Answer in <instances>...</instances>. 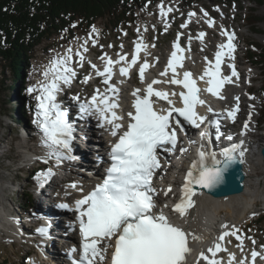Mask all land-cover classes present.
Masks as SVG:
<instances>
[{
    "label": "snow or ice",
    "instance_id": "snow-or-ice-1",
    "mask_svg": "<svg viewBox=\"0 0 264 264\" xmlns=\"http://www.w3.org/2000/svg\"><path fill=\"white\" fill-rule=\"evenodd\" d=\"M161 15L166 16L167 10L161 4ZM194 15L190 13L189 16ZM207 16V12H205ZM209 25L213 24L211 18ZM186 25H182L184 27ZM139 31V30H138ZM99 30L92 27L88 38L75 50L69 46L65 53L54 57L43 72L44 79L38 82V86L28 89L30 93L37 92L36 96V118L34 123L41 133V144L47 149L45 157H41L45 163L49 159L55 160L57 165L64 159H73L72 141L74 139V125L69 121L68 112L59 102V94L64 86H70L77 76L76 65L83 66L86 60L85 53L88 52L89 40L93 45L96 40L93 34ZM205 33H200L202 38ZM221 35L226 36V42L218 45L215 60L208 61V67L204 74L199 77L203 80L208 77L206 89L197 86L189 71L183 73V79H178L177 67H183L184 59L179 42L174 43L168 66L160 73L161 77H167L169 69L172 77L167 80L153 79L141 90L135 89L134 111L127 113L129 122L122 123L123 116L116 111L119 107L120 89L112 82L114 68L119 67L120 76H128L131 68L137 64L139 53L146 50L147 46L138 40L135 44V53L128 60L124 54H118V59L113 60L107 53L100 59L104 62L101 70L96 64L90 66L95 70V75L103 78L105 88H97L91 97L83 102L76 95L73 100L78 105V114L83 118L92 113L100 116L101 122L112 126L111 134L118 136L116 142L111 146V163L106 171L104 179L91 191L83 194L80 199L75 200L74 209L77 212L79 232L81 234V246L79 259L74 264H187V256L192 249L189 245V234L178 224H174L163 209L157 211L155 196L157 190L152 181L155 170L160 167L159 150L173 152L178 144V131H183V121L196 128L204 126L200 132L203 140L205 137L211 140L212 126H215V140L223 137L220 130L221 115L235 121L239 111V97H235L236 105L226 109L224 113H215L211 106H207V112L201 114L198 106H205L206 101L201 98L200 93L207 91L212 95L224 99L222 89L228 83H234L233 78H239V73L234 64V52L236 45L234 33L223 30ZM179 40V36L177 37ZM179 53V54H178ZM227 58V59H226ZM207 60V58H205ZM233 61V62H228ZM222 65L230 69V74H225ZM150 67L144 60L139 67V76L145 81V72ZM92 79L91 75L85 77V83ZM122 82V81H121ZM160 83L182 85L186 91L179 94L157 90L154 85ZM178 95L182 107H176L170 97ZM157 97L167 101L168 108L154 107ZM212 114L216 119H209ZM251 117L249 116V119ZM247 128V122L244 125ZM121 129H125L121 133ZM228 140H232L229 135ZM190 143H195L190 141ZM240 144H231L222 147L219 151L204 149L201 144L197 151L196 159H193L184 175V181L180 189L178 202L172 206V211L183 217L195 201L193 197L197 189L212 190L225 181V175L232 165L242 163L244 151ZM180 152L187 151L180 147ZM50 178L54 175L52 168L45 173ZM71 188H78L77 183H72ZM83 193V188L79 187ZM172 192L171 186L164 193L166 196ZM60 208H68L67 203L58 205ZM168 207V205H164ZM223 231L216 240L205 251L199 253L198 262L205 261L206 264H224L222 257L218 254L228 252L224 246L226 238L234 236L239 243L237 247L244 253V237L239 235V229L234 225L222 226ZM42 235H47V227L37 229ZM192 239H200L194 234ZM230 242V241H228ZM255 244V241H252ZM264 249V245L261 246ZM73 253L76 248L71 250ZM110 252V257H109ZM264 261V251L253 248L250 258L244 255L237 259L236 254L228 252L227 264H256L257 260Z\"/></svg>",
    "mask_w": 264,
    "mask_h": 264
},
{
    "label": "rangeland",
    "instance_id": "rangeland-1",
    "mask_svg": "<svg viewBox=\"0 0 264 264\" xmlns=\"http://www.w3.org/2000/svg\"><path fill=\"white\" fill-rule=\"evenodd\" d=\"M205 3L221 4L225 8L227 17L221 20H223L226 25L231 26L239 34L241 41H244L245 43L252 42L253 44L264 46V3L260 4L256 0H197L195 6H199L200 4L204 5ZM135 9V18L137 19L135 23L126 22L121 24L118 28H114L110 25L111 23L108 16L96 21L93 25L99 30L98 34H93L96 44L93 45L91 40H89L88 52L85 53V63L82 67L76 65V71L80 75L79 78L82 76L85 78L91 72L95 73V70L90 66L89 61L91 64H96L101 68L102 60L100 57L104 56L105 53H107V55L108 53L118 55L130 50L135 43V41H131L136 38L140 27L148 26L143 28L149 31V38L151 37V34L154 33L155 27L159 22V20L154 17L153 3L148 2V4L145 3L142 8L137 6ZM252 9L254 11H252ZM252 13L255 15V18H253L252 21H249ZM179 16L183 17L181 14L176 17ZM85 29L84 25L79 23V21H75L72 24L71 30V33L75 34L74 37L69 34V31H64L45 39L42 43L37 45L34 52L30 55L31 57L27 59V62H23V73L17 81H14V75L10 71L6 62L0 59V154L2 152L6 154L0 156V211L2 209L4 211L8 210L9 214L15 212V216L21 219L20 228L24 230L26 234H30V231L32 230L29 229L28 223L24 221V217L31 214V212L34 211V208L29 210L22 209L20 203L27 200V194L22 195V191H16L18 186H14L13 188L11 186L15 183H26L27 185L34 183L35 176L33 177L34 172L31 168L28 169L31 171L30 176L27 175V172L22 174V172L18 171V168L21 165L20 163L25 160L24 154L31 153V151L36 152L37 155L43 154L41 153L43 152V146L40 143V137L38 139L31 138V135L28 134L27 130H24L25 126H22L30 124L31 117L36 114L34 111L28 113L27 102L30 101V105L34 108L35 97L38 93H30L28 89L32 86H38V82L44 79L43 70L46 69L49 62L54 57L58 54H64L69 46L73 47L75 50L86 38H88L92 28H89L87 32H85ZM125 29H127L129 33L128 38H125L122 34ZM166 39L167 37L163 36V40ZM164 44L165 43L162 42L161 48H159L158 51L159 53L163 51L161 49L164 47ZM241 47H243L242 43ZM244 54L245 49L243 47L240 50V55L242 56ZM78 68H81V70H77ZM243 71L246 74V77L253 80V85L249 88L250 90H248L251 94L252 102L248 105L246 104V106L253 111L255 119L261 120L264 106V94L261 91L264 78L262 75V69L259 66H253L252 63L246 60ZM131 79L138 84V78L132 77ZM98 84H100V81ZM16 85L24 86L26 92H22L21 94L17 93ZM95 85L96 83H86V85L80 84L78 85L79 88L77 90L88 91L91 93L94 90ZM77 90L74 91L76 92ZM21 108L27 109L26 113L28 117L23 118L24 124L19 125L21 127V131L19 130V132L15 120L20 118L19 110H21ZM262 121V129L257 135V147H261L262 142H264V118ZM38 134L40 136V133ZM28 139H30V141H28ZM93 140H95V138H93ZM93 146L94 149L99 148L98 145ZM75 147L78 148V144H75ZM87 149L88 146H86V150ZM263 168L264 162L262 161V163L257 166L256 171L252 172L249 170L248 178L254 179L255 175L262 176L264 174ZM36 177L38 176L36 175ZM260 187L264 188V179L261 180ZM30 191H32L31 187L29 190L26 189L27 193H30ZM256 204L255 211L252 212L250 216L241 220V227L238 228L240 230L238 234L244 237L243 244L245 245V249L249 247L251 243L250 239L252 237L258 239L261 245H264V209L261 208L260 202H257ZM12 229L14 230V233L9 231L2 232V229H0V264H33L31 259L38 252L36 244L41 242L37 241L36 244L28 242L22 237V234L24 233H16V226H13ZM55 235L56 234H53L54 237ZM236 242L239 243L237 240ZM51 244L56 247L55 240L52 241L51 239ZM62 254L64 255V253Z\"/></svg>",
    "mask_w": 264,
    "mask_h": 264
},
{
    "label": "bare ground",
    "instance_id": "bare-ground-1",
    "mask_svg": "<svg viewBox=\"0 0 264 264\" xmlns=\"http://www.w3.org/2000/svg\"><path fill=\"white\" fill-rule=\"evenodd\" d=\"M196 65H197L196 62H194V66ZM156 69H157L156 72H160L161 66L158 64ZM117 79H118L117 83L120 89L119 96H121V98L124 97L122 98V104L120 103L121 106L118 109L119 110L122 109V113L120 115L123 116L124 118L122 123L126 125L128 123V116H127L126 111L129 108V102L127 100V97L130 96V94H132L135 89L137 88L140 89V87L137 85H133L130 82L129 80L130 74L128 76L122 77L120 76L119 72H117ZM236 80L238 79L236 78ZM237 82L241 83V81H237ZM237 94H239V90H237ZM64 109H66L65 106H64ZM218 110H221L220 106H218ZM219 112L221 113V111ZM123 130L125 129H121L120 131H123ZM106 132H107V135L105 136V138L98 137L97 141L94 142V140L88 136V133L96 134L92 129H90L88 133H84L82 130H80V137L85 136L86 146H88V149L84 152L82 151L78 152L76 151V149H73L75 154L79 157V160H75V161L69 160L71 161L72 165L76 164L78 167H84V168L89 167L92 170V172L95 173L93 178H95L96 175H98L101 169V166H102L101 163L98 161V158H101V160L105 162V155L107 151L105 150V147H102V146L103 145L106 146L108 145V143H110L108 147H106L109 149L110 146H112V144H114L116 140L118 139L114 137L112 141L108 140V138H110L112 134L110 130ZM38 133H40V130L38 131ZM39 137H40V143H41V133ZM82 139L84 140V138ZM263 144L264 142H262L261 145ZM93 145H99L101 146V148L94 149ZM259 149H260V146L259 147L256 146V149L253 148L250 151H246L244 153V156L242 159L244 160L243 168H244V173H245V181H244V189L241 193L232 194L226 197L215 198L202 191L197 192L194 198V201H195L194 205L185 214V217H186L185 224L188 228V232L190 235V247L192 249L191 254L187 256V264H197L199 253L201 251L206 252L207 248L212 245V243L216 240V238L223 231H225V229L222 227L223 225L227 224L230 227L234 225L238 229L241 227L240 226L241 220H243L247 216H250L252 212L255 211L257 202H260L261 208L264 209V188L260 187L261 180L264 179V174L262 176L255 175L254 179L248 178L249 170H251L252 172L256 171L257 166L260 165V163H262L263 161L260 156ZM46 152H47V149L43 147V155H44L43 157H45ZM32 155L36 156V154L33 153L32 151L31 153L30 152L26 153L24 154V159L27 161L28 159L32 157ZM191 157L193 158V156ZM187 167H185L186 168L185 169L184 167L181 166V168L184 169L182 170V174L177 173L178 171L176 168H174L172 172L168 175H167V172L161 173L162 179L163 180L175 179L176 181L179 179V177H181L180 183H183L184 174L187 170ZM263 171H264V168H263ZM90 180L91 179L88 177L87 181H90ZM77 185L79 187H82L83 193H85L86 185L81 186L79 183H77ZM157 190H159V188H157ZM164 193L165 191H160L155 197V200L157 201V203H159V206L161 208L166 204L164 200L170 196V194L166 196ZM60 200L62 202L72 201V199L68 197L61 198ZM7 211L6 210L4 211L3 209L0 211V229H2L1 230L2 232L3 230H7L11 233H14V230L12 229V226L14 224H12L13 221L11 222L10 220L9 211L8 212ZM42 211H45L49 214H53L54 217L50 221V223L46 222L45 219L42 218L41 216ZM221 214H224V215H221ZM55 217L56 216L52 211V207L44 206V207H40L36 209L35 213L26 215L24 219L28 223V225L32 228H35L36 226L38 227L40 224L45 222L44 226H50V231L47 232V234H49L51 232L53 233L57 232L56 224H55L56 223ZM19 225L20 224L16 226L18 227ZM69 233L67 234V237L69 236V238H72V239L78 238V233L75 229L72 232L69 231ZM193 234L196 237H200V239H192ZM237 244L238 243L235 241L234 236L227 237L226 241L224 242V246L228 249V252L235 253L238 260L243 258L245 254L248 255L250 258V254H249L250 248L244 249V253H241L240 249L237 247ZM48 245H50V248L47 249L48 253H51L52 251L57 249V247L53 248V246H51L52 244H51L50 239H48ZM228 252H222L218 254L220 257H222L224 263H227ZM56 254L61 256L60 251H57ZM64 255H67V254L64 252ZM39 259L40 258L38 257V255H34L32 258V262L39 261ZM199 264H206V262L200 260ZM256 264H258V260Z\"/></svg>",
    "mask_w": 264,
    "mask_h": 264
},
{
    "label": "trees",
    "instance_id": "trees-1",
    "mask_svg": "<svg viewBox=\"0 0 264 264\" xmlns=\"http://www.w3.org/2000/svg\"><path fill=\"white\" fill-rule=\"evenodd\" d=\"M146 1L148 0H0V59L6 62L14 75V81H17L23 73V62H27L35 47L45 39L64 31L71 33L75 21L90 28L98 19L106 16L109 17L110 25L117 28L122 21L131 19L136 6H141ZM183 1L189 4L196 0ZM256 1L264 3V0ZM253 18L255 15L252 13L249 21ZM252 45L255 50L247 49V59L259 66L264 76V46ZM23 87L16 85V92ZM261 88L264 92V78ZM19 113L22 117L27 116L22 109ZM262 115L264 117V106ZM28 202L31 204L32 199L29 198ZM26 203L24 200L20 204L26 207Z\"/></svg>",
    "mask_w": 264,
    "mask_h": 264
},
{
    "label": "water",
    "instance_id": "water-1",
    "mask_svg": "<svg viewBox=\"0 0 264 264\" xmlns=\"http://www.w3.org/2000/svg\"><path fill=\"white\" fill-rule=\"evenodd\" d=\"M260 156L264 161V144L260 148ZM245 173L243 168V162L236 163L228 170L225 175V181L223 184L217 186L212 190L199 189L212 197H226L232 194H239L244 189Z\"/></svg>",
    "mask_w": 264,
    "mask_h": 264
}]
</instances>
